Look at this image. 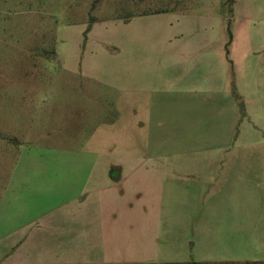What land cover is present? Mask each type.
Wrapping results in <instances>:
<instances>
[{"label": "crops", "instance_id": "1", "mask_svg": "<svg viewBox=\"0 0 264 264\" xmlns=\"http://www.w3.org/2000/svg\"><path fill=\"white\" fill-rule=\"evenodd\" d=\"M163 2L121 20L160 16L165 26L150 62L159 74L134 85V137L155 154L151 138L211 118V128L194 130L195 123L180 133L185 155L212 160L154 163L166 192L142 193L138 179L139 191L126 194L123 177L111 184L109 167L86 144L45 152L67 163H41L43 152L24 149L0 203V264H264V0ZM171 92L183 98L179 119L158 113L165 97L154 101ZM206 107L213 112L201 116ZM186 170L199 171L197 195L172 193Z\"/></svg>", "mask_w": 264, "mask_h": 264}, {"label": "rangeland", "instance_id": "2", "mask_svg": "<svg viewBox=\"0 0 264 264\" xmlns=\"http://www.w3.org/2000/svg\"><path fill=\"white\" fill-rule=\"evenodd\" d=\"M93 1L0 0V203L24 149L43 152L46 157L41 163H67L45 152L78 151L86 144L93 160L109 167L111 184L123 177L126 194L139 191L135 188L138 179L142 193L166 192L161 180L164 170L156 169L154 163L212 160L209 153H183L180 130L194 125L195 120L175 124L170 138H151L149 146H159L155 154L144 148L147 139L134 137V85L143 86L159 74L150 69V62L157 61L152 52L159 47L165 26L160 16L127 24L121 20L146 8L163 9L164 0L150 4L140 2L144 0H100L91 10ZM91 17L94 22L85 38ZM116 49L121 50L118 53ZM171 80L176 81L175 77ZM164 97L167 106L158 113L179 119L181 95L171 92L154 97V101ZM118 103L123 106L119 121ZM211 112L212 107H206L201 116ZM159 119L154 126L162 123ZM214 124L210 118L197 123L194 130ZM202 140L205 146L211 144L210 138ZM133 168L139 176H132ZM178 172L183 181L174 185L172 193L199 194V171ZM28 177L30 181L34 178L32 173ZM29 183L26 181L27 187Z\"/></svg>", "mask_w": 264, "mask_h": 264}, {"label": "trees", "instance_id": "3", "mask_svg": "<svg viewBox=\"0 0 264 264\" xmlns=\"http://www.w3.org/2000/svg\"><path fill=\"white\" fill-rule=\"evenodd\" d=\"M100 0H94L93 4L91 5V10L94 8V6L99 2ZM233 2V0H226V3H228L229 5H231ZM94 22L93 18H90V22L89 25H87L85 31H84V36L86 38V34L90 31L91 29V25ZM163 264H203V263H196V262H189V263H163ZM245 264H256V263H245Z\"/></svg>", "mask_w": 264, "mask_h": 264}]
</instances>
